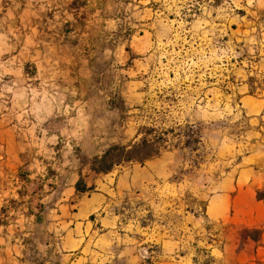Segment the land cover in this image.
<instances>
[{"label": "rangeland", "instance_id": "obj_1", "mask_svg": "<svg viewBox=\"0 0 264 264\" xmlns=\"http://www.w3.org/2000/svg\"><path fill=\"white\" fill-rule=\"evenodd\" d=\"M70 57L79 59L77 77ZM70 87L84 92L90 116L76 146L82 163L134 143L142 127L166 141L144 164L112 169L143 168V187L138 174L115 207L144 229L133 233L132 260L116 264H220L213 251L237 226L231 214L207 217L205 208L251 150L253 133L264 138V119L252 120L241 102L245 94L264 98V0H0L6 232L16 230V215H44L40 200L56 188L59 152L75 149L45 144L30 123L55 103L51 89ZM35 232L42 242L43 230Z\"/></svg>", "mask_w": 264, "mask_h": 264}, {"label": "crops", "instance_id": "obj_2", "mask_svg": "<svg viewBox=\"0 0 264 264\" xmlns=\"http://www.w3.org/2000/svg\"><path fill=\"white\" fill-rule=\"evenodd\" d=\"M72 62L76 71L71 76L77 77L78 57H70L68 63ZM80 62L90 63L89 59ZM50 92L55 96V103L46 104L44 115L30 121L38 131L34 137L45 144L60 143L75 149L59 152L56 188L52 187L44 201L40 200L45 205L44 215H16L12 219L16 230L11 233L0 226V264L130 261L134 257L133 233L142 232L144 228L131 224L115 206L117 197L126 195L135 185L138 174L143 187V168L132 166L107 174L94 173L89 163H82L76 149L85 142V128L90 118L85 109L84 92L78 87L51 89ZM241 102L245 114L260 124L259 120L264 119V98L245 94ZM42 128L44 132L40 133ZM253 137L256 139L251 143V150L239 159L236 169L226 173L219 184L220 194L206 204L207 217L209 212L215 218L231 214L237 226L236 233L225 239L223 248L213 251L222 257L217 260L220 264H264V199L258 200L256 196L258 191H264V138L261 131L253 133ZM80 179L86 188L93 187V191H77ZM12 180L15 184L21 182L18 174ZM38 228L45 235L42 242L36 236ZM241 229L246 233L255 229L259 233L252 239L248 234L239 235Z\"/></svg>", "mask_w": 264, "mask_h": 264}, {"label": "trees", "instance_id": "obj_3", "mask_svg": "<svg viewBox=\"0 0 264 264\" xmlns=\"http://www.w3.org/2000/svg\"><path fill=\"white\" fill-rule=\"evenodd\" d=\"M138 135L141 137L132 144L111 145L101 156L93 158L91 170L96 174H106L114 167L122 163L144 164L146 161L160 155L164 149L165 139L153 128L142 127ZM77 191L93 190L92 187L86 188L81 180L76 184ZM258 200L264 199V191L257 192Z\"/></svg>", "mask_w": 264, "mask_h": 264}]
</instances>
